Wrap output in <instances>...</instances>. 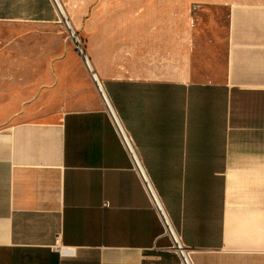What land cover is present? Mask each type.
<instances>
[{"label": "crops", "instance_id": "1", "mask_svg": "<svg viewBox=\"0 0 264 264\" xmlns=\"http://www.w3.org/2000/svg\"><path fill=\"white\" fill-rule=\"evenodd\" d=\"M55 6L141 7L87 20L89 67L192 264H264V0H0V25ZM9 112L0 264H181L101 100Z\"/></svg>", "mask_w": 264, "mask_h": 264}, {"label": "rangeland", "instance_id": "2", "mask_svg": "<svg viewBox=\"0 0 264 264\" xmlns=\"http://www.w3.org/2000/svg\"><path fill=\"white\" fill-rule=\"evenodd\" d=\"M62 8L85 55L89 18L105 14L115 17L108 19L116 20L119 15H134L141 9L134 6ZM58 18V23L49 27L26 29V25H0V123L9 111L26 103L34 109L37 118L47 119L67 110L91 108L94 100H101L84 60L70 39V30L59 15Z\"/></svg>", "mask_w": 264, "mask_h": 264}, {"label": "built area", "instance_id": "3", "mask_svg": "<svg viewBox=\"0 0 264 264\" xmlns=\"http://www.w3.org/2000/svg\"><path fill=\"white\" fill-rule=\"evenodd\" d=\"M57 12L59 11L60 6H55ZM59 15V14H58ZM65 21L66 26H68V23L66 21V18L64 16H60ZM69 28V27H67ZM70 39L74 43L75 49L78 51V53L81 55L82 59L84 60L85 64L88 66L87 58L85 53L83 52V49L81 47V43L75 33L70 30ZM96 86L98 87L99 95L101 98V102L104 106L105 112L108 116V119L112 125V128L114 129L119 142L126 153L130 164L131 169L134 172L135 176L137 177L144 194L146 195L150 207L152 211L155 213L160 226L162 228V236H165L170 241V250L175 253V255L179 258V261L181 264H192L191 261V251L185 247L180 239V236L176 229L174 228L165 208L164 205L145 169V167L142 164V161L139 157V155L136 152L134 143L127 133L126 129L124 128L118 114L116 113L115 109L113 108L108 96L106 95V92L104 90L103 84L101 83V86L96 82ZM106 206V204H104ZM57 246V243H56ZM55 250H57V247H54Z\"/></svg>", "mask_w": 264, "mask_h": 264}, {"label": "bare ground", "instance_id": "4", "mask_svg": "<svg viewBox=\"0 0 264 264\" xmlns=\"http://www.w3.org/2000/svg\"><path fill=\"white\" fill-rule=\"evenodd\" d=\"M58 13L60 14V16H64L63 13H62V11H61V9H60V7H59V11H58ZM67 27H69V28H68L69 30L72 29L71 26H70L69 24H68ZM85 67H86L87 71L91 74V80H92V82L95 84V87H96V89H97V92L99 93V91H98V87L96 86V82H98V84H99L100 86H101V82L97 79L96 75L92 72V70L90 69L89 65L87 66V65L85 64ZM99 94H100V93H99Z\"/></svg>", "mask_w": 264, "mask_h": 264}]
</instances>
